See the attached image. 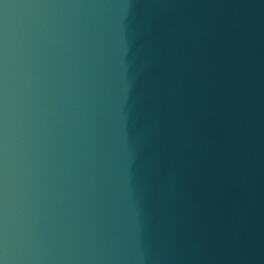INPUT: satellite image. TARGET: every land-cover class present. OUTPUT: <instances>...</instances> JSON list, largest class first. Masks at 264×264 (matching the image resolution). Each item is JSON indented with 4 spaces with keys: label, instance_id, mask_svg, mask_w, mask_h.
I'll list each match as a JSON object with an SVG mask.
<instances>
[{
    "label": "water",
    "instance_id": "95a60500",
    "mask_svg": "<svg viewBox=\"0 0 264 264\" xmlns=\"http://www.w3.org/2000/svg\"><path fill=\"white\" fill-rule=\"evenodd\" d=\"M0 264H264V0H0Z\"/></svg>",
    "mask_w": 264,
    "mask_h": 264
}]
</instances>
